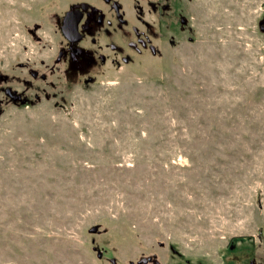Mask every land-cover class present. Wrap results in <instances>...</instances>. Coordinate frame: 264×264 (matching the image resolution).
Returning <instances> with one entry per match:
<instances>
[{"label": "rangeland", "instance_id": "rangeland-1", "mask_svg": "<svg viewBox=\"0 0 264 264\" xmlns=\"http://www.w3.org/2000/svg\"><path fill=\"white\" fill-rule=\"evenodd\" d=\"M69 1L0 0V264H264V0H183L156 53L50 74Z\"/></svg>", "mask_w": 264, "mask_h": 264}, {"label": "flooded vegetation", "instance_id": "flooded-vegetation-1", "mask_svg": "<svg viewBox=\"0 0 264 264\" xmlns=\"http://www.w3.org/2000/svg\"><path fill=\"white\" fill-rule=\"evenodd\" d=\"M61 15L59 32L61 43L55 58L51 59L49 73L63 67L65 69H91L110 63H129L133 55L157 52L155 39L160 40V25L169 20L176 25L185 20L179 12L185 4L183 0H70ZM69 24L75 27L70 34L65 32L66 17ZM65 66V67H64ZM67 66V67H66ZM70 66V67H68ZM37 81L46 80L48 75L32 72ZM14 102L21 101L15 91L5 90ZM115 262V261H114ZM112 260V264H114ZM130 264H135L131 262ZM136 264H167L156 255H144ZM181 264H183L181 262ZM186 264H191L186 261ZM222 264H259L254 257H229Z\"/></svg>", "mask_w": 264, "mask_h": 264}, {"label": "water", "instance_id": "water-1", "mask_svg": "<svg viewBox=\"0 0 264 264\" xmlns=\"http://www.w3.org/2000/svg\"><path fill=\"white\" fill-rule=\"evenodd\" d=\"M66 18H67V19H66L65 32H67V34H68V33L70 34L71 32H74V31H75V27H71L70 24H69V22H68V20H69L68 16H67ZM90 231H91L92 233H98V232H99L97 226H94L93 228H91ZM98 256H99V257L101 256V252L98 254ZM114 261H115V260H113V262H114Z\"/></svg>", "mask_w": 264, "mask_h": 264}]
</instances>
